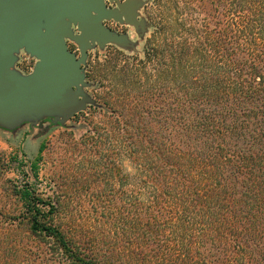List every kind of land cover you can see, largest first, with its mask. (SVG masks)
<instances>
[{"label":"trees","instance_id":"1","mask_svg":"<svg viewBox=\"0 0 264 264\" xmlns=\"http://www.w3.org/2000/svg\"><path fill=\"white\" fill-rule=\"evenodd\" d=\"M156 13L143 59L110 66L74 185L0 209V264H264V0Z\"/></svg>","mask_w":264,"mask_h":264},{"label":"water","instance_id":"2","mask_svg":"<svg viewBox=\"0 0 264 264\" xmlns=\"http://www.w3.org/2000/svg\"><path fill=\"white\" fill-rule=\"evenodd\" d=\"M129 8L130 2L120 11L108 9L105 0H0V127L35 124L43 117L63 124L94 104L83 92L86 51L94 44L124 47V37L103 21L132 22ZM67 39L79 46L78 59ZM20 50L37 59L28 76L13 70Z\"/></svg>","mask_w":264,"mask_h":264},{"label":"rangeland","instance_id":"3","mask_svg":"<svg viewBox=\"0 0 264 264\" xmlns=\"http://www.w3.org/2000/svg\"><path fill=\"white\" fill-rule=\"evenodd\" d=\"M128 2L132 22L124 18L121 22L112 19L103 21L106 29L124 37L125 46L107 44L101 48L94 44L86 51L85 63L81 65L87 84L83 92L94 104H87L85 110L74 114L63 124L54 121L53 117H43L35 124L24 121L13 129L0 127V209L5 210L7 215L22 212L16 192L27 189L36 198L46 200L52 196L56 181L61 176L68 179L66 183L74 185V180L69 181L70 176L78 175L79 170L87 166L85 160L93 158L87 152L91 146L82 139L92 134V124L99 125L105 113L99 97L109 94L111 83L115 82L110 66L116 63L121 69L127 58L142 60L153 31L151 26L158 18L156 0H105V6L120 11ZM72 30L74 35L78 34L76 27ZM66 44L68 51L78 59L81 55L79 46L68 39ZM36 63V58L20 50L13 70L28 76ZM40 146H44L41 153ZM71 199V210L76 212L77 200Z\"/></svg>","mask_w":264,"mask_h":264}]
</instances>
